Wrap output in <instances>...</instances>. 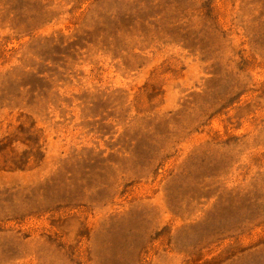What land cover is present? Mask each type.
I'll use <instances>...</instances> for the list:
<instances>
[{"label":"rangeland","instance_id":"374dc122","mask_svg":"<svg viewBox=\"0 0 264 264\" xmlns=\"http://www.w3.org/2000/svg\"><path fill=\"white\" fill-rule=\"evenodd\" d=\"M0 264H264V0H0Z\"/></svg>","mask_w":264,"mask_h":264}]
</instances>
